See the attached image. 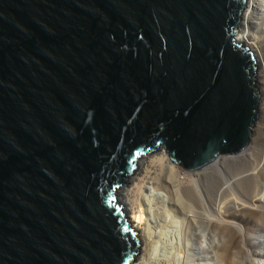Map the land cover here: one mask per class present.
Wrapping results in <instances>:
<instances>
[{"label": "water", "instance_id": "obj_1", "mask_svg": "<svg viewBox=\"0 0 264 264\" xmlns=\"http://www.w3.org/2000/svg\"><path fill=\"white\" fill-rule=\"evenodd\" d=\"M247 0H0V264H134L117 191L147 154L251 144Z\"/></svg>", "mask_w": 264, "mask_h": 264}, {"label": "bare ground", "instance_id": "obj_2", "mask_svg": "<svg viewBox=\"0 0 264 264\" xmlns=\"http://www.w3.org/2000/svg\"><path fill=\"white\" fill-rule=\"evenodd\" d=\"M246 5L236 36L257 64L260 162L250 170L240 168L243 162L255 163L251 144L239 157L222 156L195 171L179 167L162 151L141 159L129 185L117 191L141 243L134 264H264V231L250 234L248 229L256 216L264 219V0H247ZM179 227L177 240L171 236L168 241L171 251L163 252L160 237ZM194 237L200 248L193 245Z\"/></svg>", "mask_w": 264, "mask_h": 264}, {"label": "rangeland", "instance_id": "obj_3", "mask_svg": "<svg viewBox=\"0 0 264 264\" xmlns=\"http://www.w3.org/2000/svg\"><path fill=\"white\" fill-rule=\"evenodd\" d=\"M240 25H241V23H240ZM239 28H240V26H239ZM238 31V30H237ZM236 31V32H237ZM238 33V32H237ZM237 33H236V35H237ZM237 37V36H236ZM258 87L260 88V85H258ZM260 90V89H259ZM256 130H255V128L253 129V135H252V137H251V146H254L255 147V152H256V154H255V157H254V164L253 165H248L247 164V162L245 163V162H243L242 164H241V166H240V168L241 169H245V168H243V167H246V166H249V170L250 169H252L251 167H254L255 166V164L257 165L259 162H260V156H261V153L263 152L262 150H263V143H262V141H261V143H259V138L258 137H260L258 134H257V132H255ZM258 136V137H257ZM257 139L259 140V141H257ZM256 142L257 143H259V145H257V146H255V144H256ZM260 144H262V146H260ZM258 151V152H257ZM157 152H159V151H156V152H153V153H151V154H147L146 156H145V158H147V157H149V156H151V155H156L157 154ZM143 159V158H142ZM244 164V165H243ZM251 166V167H250ZM139 168V167H138ZM137 168V171L136 172H138V169ZM234 171L235 170H240L239 169V167L238 168H236V169H233ZM241 171H239V173H240ZM234 173V172H233ZM233 173H231V175L233 176L234 174ZM230 175V174H229ZM230 175V176H231ZM229 176V177H230ZM231 176V177H232ZM128 184V183H127ZM127 184H125L121 189H123V188H125L126 186H127ZM129 185V184H128ZM240 194V193H239ZM239 196V198H242V199H244V197L242 196V194H240V195H238ZM242 196V197H241ZM118 198H119V196H118ZM120 199V201L122 202V200H121V198H119ZM128 216V218H129V222L131 223V225L133 226V223H132V221H131V215L130 214H128L127 215ZM259 216H256L249 224V226H248V229H249V231H250V234L252 233V234H257V233H263V231H264V219L263 218H261V217H259ZM261 218V219H260ZM256 219H259L260 221H257V222H253V221H255ZM262 223V224H260V223ZM257 225V226H256ZM261 225V226H260ZM261 227V228H260ZM263 228V229H262ZM254 230V231H253ZM175 231H179V233H177V232H174V233H171V235L170 234H167L166 236H168V237H165L164 235H162L160 238H162L161 239V241H163V243H162V251L163 252H166V250H167V252L169 251H171V250H168L167 248H169V246H167V244L170 242V239L173 237L174 238V241H176L177 240V238H178V235L180 234V227H179V229L177 228V230H175ZM255 232H257V233H255ZM173 234V235H172ZM176 234H178L177 236H176ZM170 235V236H169ZM175 235V236H174ZM172 236V237H171ZM165 238H166V240H165ZM172 238V239H173ZM169 239V240H168ZM193 240H195V242L193 241V245L195 246V247H197V248H200V246H199V244H196V243H198L197 242V240H196V237H194L193 238ZM169 241V242H168ZM165 243V244H164ZM164 245V246H163ZM165 245H166V248H165ZM209 245V244H208ZM206 246V248L207 247H209V246ZM164 248H165V251H164ZM208 249V248H207ZM207 249H205V250H207ZM205 250H201V252H205ZM212 249H209V251H211ZM141 255V243H140V251H139V255L137 256V258L139 257ZM137 258H136V260H137ZM136 260H135V262H136ZM134 262V263H135Z\"/></svg>", "mask_w": 264, "mask_h": 264}]
</instances>
